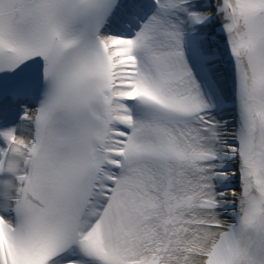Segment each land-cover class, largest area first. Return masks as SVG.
Returning a JSON list of instances; mask_svg holds the SVG:
<instances>
[{
    "label": "snow or ice",
    "instance_id": "obj_1",
    "mask_svg": "<svg viewBox=\"0 0 264 264\" xmlns=\"http://www.w3.org/2000/svg\"><path fill=\"white\" fill-rule=\"evenodd\" d=\"M0 264H264V0H0Z\"/></svg>",
    "mask_w": 264,
    "mask_h": 264
}]
</instances>
